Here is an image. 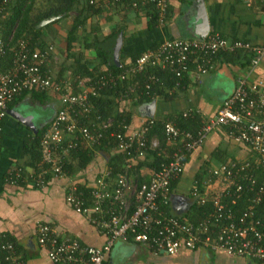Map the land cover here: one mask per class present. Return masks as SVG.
Wrapping results in <instances>:
<instances>
[{
	"label": "built area",
	"instance_id": "obj_1",
	"mask_svg": "<svg viewBox=\"0 0 264 264\" xmlns=\"http://www.w3.org/2000/svg\"><path fill=\"white\" fill-rule=\"evenodd\" d=\"M12 1H0V20L8 15ZM131 1L133 9L140 5H155L158 23L163 25L168 11L167 0ZM110 2L124 3L122 0H94L91 4L99 6ZM29 44L27 40L21 41L11 69L0 72V134L2 123L8 117L9 104L25 92L52 91L59 95L61 108L41 137L42 163L31 178L34 186L42 189L51 180L67 176V162L71 159L70 154L78 151L79 144L94 146L103 133L104 137L111 130L113 119L103 121L96 116L98 126L90 119L91 113L96 111L91 99L99 97L107 85L125 80L126 74L118 78L102 76L91 85H82V93L74 94L56 82L50 72L42 73L53 48L33 52ZM238 52L251 57L250 68L254 69L262 62L264 45L230 41L213 33L199 40H165L157 48L144 52L127 73L139 74L148 67L170 69L177 79L175 89L170 92L173 95L179 91L185 77L194 83L200 81L213 69L219 54ZM157 81L155 76H151L146 89L149 90ZM195 115L200 116L198 111L188 110L183 112L182 118L188 120ZM84 119L88 124L82 122ZM154 126L155 118H147L138 130L131 132L130 126H124V131L110 134L116 142L114 149L126 158L124 173L113 175L106 168L91 185L71 181L67 188V204L107 235L106 244L102 248L85 247L76 240L60 238L52 225L40 224L37 228L39 244L50 261L53 264H104L116 240H131L159 254L205 250L264 262V223L255 219V209L264 200V181L260 183L256 172L264 169V82L250 84L246 77L238 78L233 95L224 101L213 119L201 120L195 133L177 128L175 122L168 119L164 123V134L175 152L168 163L154 170L148 182L140 183L131 172L150 151L159 149L157 138H147ZM219 129L224 130L229 138L246 145L254 154L255 161L222 163L209 170L202 182L203 192L193 186L190 193L192 204L200 207L211 204V211L197 222L168 214L166 207L170 206L173 194L171 185L183 175L187 157L203 145L209 133ZM22 171L17 168L9 178L23 181ZM80 188L89 193L85 194ZM248 192L253 194L250 205L238 218L224 201L229 199L233 206ZM0 250L6 253L5 263L20 264L13 243L0 238Z\"/></svg>",
	"mask_w": 264,
	"mask_h": 264
},
{
	"label": "crops",
	"instance_id": "obj_2",
	"mask_svg": "<svg viewBox=\"0 0 264 264\" xmlns=\"http://www.w3.org/2000/svg\"><path fill=\"white\" fill-rule=\"evenodd\" d=\"M167 1L168 21L155 28L150 25L149 11L148 14L146 10L136 12L129 8L109 9L96 18L93 25L89 21L85 30L80 29L77 33L72 29L74 20L72 14L68 18H52L54 20L50 19L46 25L40 24L39 28H43L42 41L47 44V48H53L51 58L46 65L47 71H50L56 82L73 91L76 86L69 78L71 60L67 53L68 40L73 41L71 52L77 55L82 54L84 58L95 63V44L113 33L116 34L121 28L124 31L115 38L113 49L121 36L122 44L118 62L124 65L130 63L132 57L144 54L165 40H194L193 36L196 35L191 24L196 15V7L201 1L205 5L210 33L218 34L230 41L239 40L253 46L264 45V0ZM15 2L16 0H13L8 9ZM123 6L128 7L126 3ZM9 15L0 20V59L9 44L11 45V39L13 42L14 32L9 34L5 27V21ZM50 24L51 26L47 27ZM93 26L98 27V34L93 32ZM20 42L15 53L20 48ZM90 67L94 68L93 65ZM4 71L5 66L0 67V72L4 73ZM240 77H246L250 84L264 82V57L260 65L254 69L250 68V62L246 64L244 55H239L238 58L226 57L216 60L213 69L203 75L200 81L194 83L188 79L190 82L188 88L182 92L177 91L175 94L178 96L171 100L156 99L155 119L168 120L184 111L196 110L202 120H211L217 115L224 101L233 95L237 79ZM83 83V81L80 82V90L83 89ZM46 93L47 98L43 103L26 96L9 109L13 113L31 116L33 128L25 127L8 116L2 123L0 134V238L14 244L20 264H53L47 252L39 244L37 228L40 224L52 225L60 238L76 240L85 247L102 248L108 239L107 235L91 225L84 216L77 214L66 202L67 188L71 181L91 185L108 167L107 153L96 152L85 170L73 174L67 169V176L51 180L42 189H38L31 182L34 170L37 169L31 166L32 158L26 154L25 140L32 138L49 125L61 108L59 95L52 91ZM144 105L133 110L131 132L138 130L147 119L146 105ZM215 153H218L216 158ZM226 160L227 163L254 162L255 156L246 145L229 138L224 130H215L209 133L203 145L189 156L183 175L176 181L173 195L190 199V193L198 175H201L203 177L201 180L205 181L209 170ZM148 163L151 165L152 162L148 161ZM75 164L74 162L73 165ZM17 168L23 169V181L16 182L9 178V174ZM154 170L150 166L142 168L138 171V175L135 171L131 173L137 180L150 179ZM204 170H207V174ZM193 206L191 203L187 210L182 207V213L179 214L176 210L178 208H175L171 202L170 213L183 217ZM3 256L5 257L6 253L0 250V258ZM0 264H3L2 259ZM104 264L264 263L229 256L224 252L213 253L205 250H183L175 255L159 254L146 246L136 245L133 241L116 240Z\"/></svg>",
	"mask_w": 264,
	"mask_h": 264
},
{
	"label": "trees",
	"instance_id": "obj_3",
	"mask_svg": "<svg viewBox=\"0 0 264 264\" xmlns=\"http://www.w3.org/2000/svg\"><path fill=\"white\" fill-rule=\"evenodd\" d=\"M44 4L39 2V0H16L15 4L8 9L7 13L9 17L5 21V27L10 32H14L13 42L11 39V45L6 48L0 59V67L5 66V72L11 69L12 62L15 56V50L18 43L22 40H28L30 42L29 47L33 52H42L47 49V44L42 41V31L43 28H39V25L43 21H48L52 18H68L71 14H73V32H76L80 29H84L86 25L91 21L92 25L96 18L100 17L105 11L109 9H117L120 8H129L134 11H144L146 10L151 15L150 25L155 28L158 25V10L153 4L140 5L138 9H133L131 6V0H122L123 4L120 2H110L107 4L93 5L91 2L94 0H43ZM126 3L128 7H124L123 5ZM38 4H42V7H38ZM169 10L164 19V22L168 21ZM58 21V20H57ZM54 23V22H53ZM52 23V24H53ZM51 26L48 25L47 27ZM83 30V31H84ZM93 32L99 33L98 27H92ZM123 28L119 29L118 32L113 33L109 37H105L101 42L95 44V53H96V61L93 63L92 61L84 58L82 54H75L71 52L72 42L68 40L67 44V53L68 58L71 60V66L69 67L70 75L69 78L73 85H75V89L73 90L74 94L82 93L80 90V82L83 81L84 85H91L97 78L102 76H112L113 78H118L122 74H126V78L123 81L118 82L117 84H109L105 87L103 91H101L100 96L97 98H92L91 102L95 104L96 111L92 112L90 115V119L93 120L94 123L97 119L96 116H100L103 121L108 119H113L114 123L110 131L107 132V135L102 134L100 141L96 143L94 146L79 144L78 151H73L70 154V158L72 161L67 162L66 170L68 169L71 173H79L85 170L90 162L93 159V156L96 152H104L109 155L108 157V169L111 170L113 175H117L120 173H124L126 170V158L124 155L118 153L114 148L116 146L115 139L111 137V133L115 131H124V126L129 127L132 124L133 120V110L137 107H140L144 104H149L155 99L164 98L171 100L173 97L178 95H171L170 92L175 89L177 79L175 74L170 71V69H162V67H148L144 71L139 74H135L132 72H128V69L133 66V64L137 61V59L141 56L132 57L130 63L124 65L123 63L114 61V44L115 38L121 33ZM114 41V42H113ZM158 47V46H157ZM154 47L152 49H155ZM243 52H238L236 54L229 53H221L217 56L218 59H225L226 57H237L239 55H244V61L246 64H249L251 57ZM216 62V61H215ZM191 64V62H190ZM93 65L94 68L90 66ZM191 68V67H190ZM49 73L47 71V67H42V73ZM51 74V73H50ZM63 75V73L61 74ZM155 76L158 81L151 85V88L146 89V84L149 82L150 77ZM56 81V80H55ZM190 84L187 77L184 78L179 92L186 90L188 85ZM177 91H175L176 93ZM46 92H40L36 90L25 92L22 96L16 98L12 103L9 104L8 109H10L16 103L22 101L26 96H30L34 100H38L40 102H44L46 96ZM185 112V111H184ZM183 114V113H182ZM182 114H177L171 118L177 126V128L181 130L191 131L195 133L201 124V116L195 115L193 118L188 120H184L182 118ZM82 122L87 123L86 119L82 120ZM167 120H159L155 119V126L149 131L147 138L153 139L157 138L160 143V147L158 150L150 151L146 157V159L142 161H138L137 164L134 165V171L138 175V171H140L144 167H152L155 170H158L160 165L163 163H168L171 159L173 152L175 149L172 144H170L164 134V123ZM49 125L45 126L42 130H40L35 136L32 138H28L25 140L24 149H26V154L31 156V166L35 169H38L40 164L42 163L41 159V137L45 130ZM96 126L97 123H96ZM98 141V140H97ZM65 146V145H64ZM214 157H218V153L214 154ZM188 158L186 161H188ZM148 161H151L148 163ZM74 162L76 163L75 165ZM228 161H224L227 163ZM205 174H207V170H204ZM257 172V177L259 178L260 183L264 181V169L260 168ZM255 172V174H256ZM203 174V175H205ZM201 175H198L196 178V187L199 191L203 192L204 188L202 185ZM140 183H146L149 179H139ZM176 185V182H173L171 185V193H173V189ZM85 194H88L89 191L85 188H80ZM88 196V195H87ZM252 193H247L244 197L236 202L235 205L230 204V200L226 199L224 202L228 204L232 209L233 213L238 215V218L241 214L247 209L250 205V199L252 198ZM88 203H90V199H86ZM210 203L206 207H200L194 205L188 214L181 217L189 222H197L201 219L206 212L211 211ZM255 219L259 220L262 224L264 223V200L263 202L256 207L255 209ZM166 212L170 213V206L166 207ZM174 214V213H173ZM177 216V215H175ZM131 241V240H130ZM2 263L5 264V257H1ZM257 261V260H254ZM260 263H264L261 261H257Z\"/></svg>",
	"mask_w": 264,
	"mask_h": 264
},
{
	"label": "water",
	"instance_id": "obj_4",
	"mask_svg": "<svg viewBox=\"0 0 264 264\" xmlns=\"http://www.w3.org/2000/svg\"><path fill=\"white\" fill-rule=\"evenodd\" d=\"M49 22L50 20L44 21L41 24L46 25ZM191 27L194 28V35H196V36H193L194 40L205 38L210 33L209 21H208L205 5L202 1L199 2L196 7V15H195L194 20L192 21ZM121 44H122V37L120 36L117 39L116 47L114 48V61L115 62H118ZM145 109L147 112V114H145L146 118H155L156 101H152L151 103L146 104ZM8 116L15 119L16 121H18V123L24 125L25 127H29L30 129L33 128V125L31 122V120L33 119L31 116L28 117L20 113H13L10 111L8 112ZM171 202L172 204L175 205V208H178L176 209L178 210L177 212L181 214L182 207H185L186 209L184 210H187L189 205L192 203V200L186 199L181 196L172 195Z\"/></svg>",
	"mask_w": 264,
	"mask_h": 264
},
{
	"label": "rangeland",
	"instance_id": "obj_5",
	"mask_svg": "<svg viewBox=\"0 0 264 264\" xmlns=\"http://www.w3.org/2000/svg\"><path fill=\"white\" fill-rule=\"evenodd\" d=\"M39 2H41L42 4H44L43 0H39ZM42 4H38V7H42ZM73 15V14H72ZM75 17V16H74ZM31 106V105H30Z\"/></svg>",
	"mask_w": 264,
	"mask_h": 264
},
{
	"label": "clouds",
	"instance_id": "obj_6",
	"mask_svg": "<svg viewBox=\"0 0 264 264\" xmlns=\"http://www.w3.org/2000/svg\"><path fill=\"white\" fill-rule=\"evenodd\" d=\"M135 10H136V9H135ZM167 13H168V11H167ZM158 26H160L159 23H158ZM154 101H156V100H154ZM145 105H146V104H145ZM145 105H144V106H145ZM172 195H173V194H172Z\"/></svg>",
	"mask_w": 264,
	"mask_h": 264
}]
</instances>
